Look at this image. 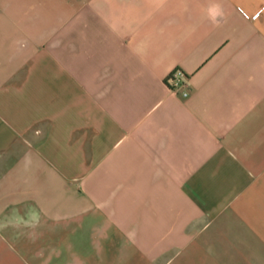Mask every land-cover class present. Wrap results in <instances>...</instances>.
Returning <instances> with one entry per match:
<instances>
[{
	"label": "crops",
	"instance_id": "0c3cea01",
	"mask_svg": "<svg viewBox=\"0 0 264 264\" xmlns=\"http://www.w3.org/2000/svg\"><path fill=\"white\" fill-rule=\"evenodd\" d=\"M12 249L0 264H264V0H0Z\"/></svg>",
	"mask_w": 264,
	"mask_h": 264
},
{
	"label": "built area",
	"instance_id": "2783aa9c",
	"mask_svg": "<svg viewBox=\"0 0 264 264\" xmlns=\"http://www.w3.org/2000/svg\"><path fill=\"white\" fill-rule=\"evenodd\" d=\"M170 87L183 97L190 95V79L182 70L174 71L168 80Z\"/></svg>",
	"mask_w": 264,
	"mask_h": 264
},
{
	"label": "clouds",
	"instance_id": "9594fccd",
	"mask_svg": "<svg viewBox=\"0 0 264 264\" xmlns=\"http://www.w3.org/2000/svg\"><path fill=\"white\" fill-rule=\"evenodd\" d=\"M208 14H209L210 19L215 22L217 17H220L223 15L222 8L218 4L214 5L212 8L209 9Z\"/></svg>",
	"mask_w": 264,
	"mask_h": 264
},
{
	"label": "rangeland",
	"instance_id": "374dc122",
	"mask_svg": "<svg viewBox=\"0 0 264 264\" xmlns=\"http://www.w3.org/2000/svg\"><path fill=\"white\" fill-rule=\"evenodd\" d=\"M4 252H8L10 254V256L17 257L21 251H19L17 249H12V250H9V251H7V250H4V251L3 250H0V257L2 256V253H4Z\"/></svg>",
	"mask_w": 264,
	"mask_h": 264
}]
</instances>
